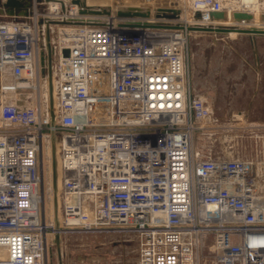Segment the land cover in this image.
I'll return each instance as SVG.
<instances>
[{
    "label": "built area",
    "instance_id": "2783aa9c",
    "mask_svg": "<svg viewBox=\"0 0 264 264\" xmlns=\"http://www.w3.org/2000/svg\"><path fill=\"white\" fill-rule=\"evenodd\" d=\"M223 2L115 0L103 20L49 25L51 110L45 21L81 20L77 6L33 0L28 15L0 19V264H49L55 235L131 237L138 264H264V134L250 157L200 145L215 124L185 66L190 27L220 26L211 13ZM159 8L178 18L154 17ZM55 143L54 222L39 161Z\"/></svg>",
    "mask_w": 264,
    "mask_h": 264
},
{
    "label": "rangeland",
    "instance_id": "374dc122",
    "mask_svg": "<svg viewBox=\"0 0 264 264\" xmlns=\"http://www.w3.org/2000/svg\"><path fill=\"white\" fill-rule=\"evenodd\" d=\"M114 1L95 0L92 2L112 6ZM231 1L224 0L223 4L238 5L235 3L237 0ZM42 8L44 7L41 5V11ZM260 9L264 12V4H261ZM10 16L12 15L0 12V19L8 20ZM255 16L253 18L255 22L219 25L242 29H264V21L260 20L261 15L257 16L256 13ZM49 30L51 43V40L56 39V29L49 28ZM42 50H45L44 46ZM185 66L189 73L191 91L210 104L211 121L215 124V128H211L209 133L197 134L199 144L212 151L222 150L221 153L225 155L253 156L257 137L264 134V35L256 36L252 44L249 34L215 33L192 29L189 31L185 46ZM43 74H46L45 67ZM5 78L10 80L7 74ZM42 90L48 94L45 83H43ZM16 92L19 91H7L4 95L5 100L15 101L18 98ZM23 92L32 94L30 89ZM52 148L56 163L55 187L52 183V156L49 158ZM44 154L45 152H43V159L39 161L43 175L41 211L47 221H54L60 187L56 143L51 145L47 157L49 159ZM261 182L264 184V176ZM74 237H82L81 242L86 248L91 245L88 249L91 253L93 252L92 256L104 255L107 252V246L98 244L100 243L99 238L80 235ZM78 242L80 243L79 240L73 239L68 241L69 244ZM71 251V256L78 253V251ZM47 255L49 264H57L59 254H57L56 245L51 244L48 247ZM87 264L94 263L88 261ZM206 264L210 263L207 261Z\"/></svg>",
    "mask_w": 264,
    "mask_h": 264
},
{
    "label": "water",
    "instance_id": "95a60500",
    "mask_svg": "<svg viewBox=\"0 0 264 264\" xmlns=\"http://www.w3.org/2000/svg\"><path fill=\"white\" fill-rule=\"evenodd\" d=\"M37 4L41 2L57 1L63 10L66 5L72 4L76 5L78 8V14L80 15H100L107 16L110 13V7L108 6H87L85 0H34ZM33 0H0V12L14 15H28L32 7ZM179 9H164L159 8L154 11V17L156 18H166V19H176L179 15ZM116 14L123 18H145L150 16V12L147 9L132 8V7H120L117 9ZM212 17L216 19H221L224 17L223 11H216L211 13ZM233 18L235 20L244 19L249 21L252 19V15L246 12L235 11L233 13ZM261 20L264 21V14L261 15ZM51 24H83L81 20H46L44 28V48L45 50L41 52L40 62L45 66L47 74V91L50 110L52 109V82H51V43H50V30L49 25ZM144 26H159V25H147ZM192 30H205L215 33H227L233 30L228 26H216V27H190ZM239 33H245L250 35V41L252 44L255 42V37L259 35H264V30L257 29H235ZM64 54H67V50H64ZM51 121H53V113L51 111ZM51 170H52V183L55 187V177H56V163L54 152L52 148V159H51ZM55 245L57 253H59V236L55 235Z\"/></svg>",
    "mask_w": 264,
    "mask_h": 264
},
{
    "label": "crops",
    "instance_id": "0c3cea01",
    "mask_svg": "<svg viewBox=\"0 0 264 264\" xmlns=\"http://www.w3.org/2000/svg\"><path fill=\"white\" fill-rule=\"evenodd\" d=\"M94 238H99V245L107 246L106 254L92 256L93 252L88 249L91 245L86 248L81 242L82 237L64 236L59 242L60 255L57 264H87L88 261L94 264H138L136 242L133 238L121 236H94ZM70 239L79 240L80 243L69 244ZM71 250L78 253L71 256ZM107 255L109 257H106Z\"/></svg>",
    "mask_w": 264,
    "mask_h": 264
},
{
    "label": "bare ground",
    "instance_id": "6f19581e",
    "mask_svg": "<svg viewBox=\"0 0 264 264\" xmlns=\"http://www.w3.org/2000/svg\"><path fill=\"white\" fill-rule=\"evenodd\" d=\"M92 1H95V0H85V4L87 6H95V7H101V6H109L108 4H98V3H93ZM229 1V0H228ZM231 1V0H230ZM226 2V1H225ZM232 2V1H231ZM51 3H58L57 1H51ZM230 3V2H229ZM234 3V2H233ZM238 4V10H235V9H232L231 6H228L226 7L224 10H223V13H224V17L219 19L217 22V24H222V23H231V25H233V23H236V24H239V23H242V22H250V21H256L255 19H253L254 17H256V13H257V16L259 15H262L264 14V12H261V2L259 0H237V2H235ZM234 3V4H235ZM225 4V3H224ZM227 5V4H226ZM230 5H232L230 3ZM110 7V14H114L115 12V8L113 6H109ZM235 11H240V12H246V13H249L252 15V19L249 20V21H246L244 19H241V20H235L233 18V13ZM77 12H78V8H77ZM108 16V15H107ZM77 18L81 19V21H86L85 19H96L97 21H100V20H103L106 16H100V15H80V14H77L76 15ZM261 20V19H260ZM219 21H221V23H219ZM44 22V21H43ZM253 23V22H252ZM233 30H230L228 31L227 33L229 34H232L233 32H237L235 31V29H242V28H235V27H231ZM257 30H264V29H257ZM45 152V151H44ZM47 154L45 153L44 156L46 155V157L49 156V152H48V149L46 150ZM51 156H52V152H51ZM57 213V212H56ZM56 218V216H55ZM55 222V220H54ZM60 255V249H59V253H57Z\"/></svg>",
    "mask_w": 264,
    "mask_h": 264
}]
</instances>
